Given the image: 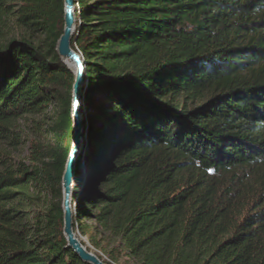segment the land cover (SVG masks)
Listing matches in <instances>:
<instances>
[{
    "label": "trees",
    "instance_id": "trees-1",
    "mask_svg": "<svg viewBox=\"0 0 264 264\" xmlns=\"http://www.w3.org/2000/svg\"><path fill=\"white\" fill-rule=\"evenodd\" d=\"M76 14L82 244L108 264H264V0H77ZM64 16V0H0V264H91L63 232Z\"/></svg>",
    "mask_w": 264,
    "mask_h": 264
},
{
    "label": "water",
    "instance_id": "water-1",
    "mask_svg": "<svg viewBox=\"0 0 264 264\" xmlns=\"http://www.w3.org/2000/svg\"><path fill=\"white\" fill-rule=\"evenodd\" d=\"M65 16L63 33L58 39L56 50L60 58L68 65L74 74L72 85L71 116L73 120L72 144L70 145L62 176L63 187V232L68 241V246L73 249L83 261L91 264H108L94 252L87 249L78 238L74 228V185L78 169V151L80 138L85 130L83 114L81 111L83 94L87 79L84 71V61L80 53L71 44L78 20L76 14L77 0H64Z\"/></svg>",
    "mask_w": 264,
    "mask_h": 264
},
{
    "label": "rangeland",
    "instance_id": "rangeland-1",
    "mask_svg": "<svg viewBox=\"0 0 264 264\" xmlns=\"http://www.w3.org/2000/svg\"><path fill=\"white\" fill-rule=\"evenodd\" d=\"M83 113H84V111L82 112V114ZM28 123L29 122L25 121L24 122V125H23L24 128L26 127V130L27 131H28V126H27ZM32 138H33V136L30 135V133L28 135L26 133L25 134H22L21 144L18 146L17 149L13 150V153H14L13 156L15 158H22V157L28 155V146H29L30 141H32ZM76 234H77V236H79V239L81 238L84 241H86L87 246H89L90 248H92L91 245L89 244V242L87 241V238L86 237L82 236L78 231H77Z\"/></svg>",
    "mask_w": 264,
    "mask_h": 264
},
{
    "label": "bare ground",
    "instance_id": "bare-ground-1",
    "mask_svg": "<svg viewBox=\"0 0 264 264\" xmlns=\"http://www.w3.org/2000/svg\"><path fill=\"white\" fill-rule=\"evenodd\" d=\"M80 146V145H79Z\"/></svg>",
    "mask_w": 264,
    "mask_h": 264
},
{
    "label": "clouds",
    "instance_id": "clouds-1",
    "mask_svg": "<svg viewBox=\"0 0 264 264\" xmlns=\"http://www.w3.org/2000/svg\"><path fill=\"white\" fill-rule=\"evenodd\" d=\"M72 144V143H71Z\"/></svg>",
    "mask_w": 264,
    "mask_h": 264
}]
</instances>
